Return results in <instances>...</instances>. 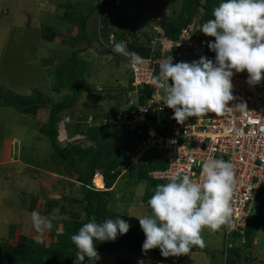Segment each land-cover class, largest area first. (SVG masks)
Instances as JSON below:
<instances>
[{"label": "trees", "instance_id": "1", "mask_svg": "<svg viewBox=\"0 0 264 264\" xmlns=\"http://www.w3.org/2000/svg\"><path fill=\"white\" fill-rule=\"evenodd\" d=\"M178 1H180V5L177 9L172 7L169 16L153 20L157 21L155 26L158 28L146 36H144L146 32H138L136 28H132V31L128 32L130 36H126L124 31L111 30L106 24L105 18L102 17L101 35L110 44L99 53L112 52L121 55L113 51V45L117 42H125L128 51L136 52L141 58H154L161 54L159 42L156 45L152 44L156 38L167 37L175 40L186 28L193 36L203 40L207 58L215 61L216 53L208 47V42L214 41L215 38L203 34L200 28L203 23L213 18L212 11L222 0ZM109 3L115 7V0H104V5ZM122 4L125 5L126 0H122ZM103 6L101 3V7ZM89 8H92L94 12V6ZM87 13L81 14V11L76 8L75 13L73 12V17L80 21V28L76 36L69 34L63 38V36H59V31L47 29L53 34L51 33L50 39L46 38V40L60 37L64 46L65 44L72 46L70 54L64 57L65 60L55 68L57 81L54 84V90L65 88L64 100L49 104L46 101L48 98L44 97L37 88H34L30 94L21 95L0 85V105L2 106H11L21 113L32 115H36L37 110L41 107H50L47 120L39 125L38 131L44 134L50 142L52 153L49 161L55 162L59 176L56 177L55 181L57 182L53 186L51 183L49 184L53 188L52 193H56V196L44 197L40 206L42 214L48 218H51L53 209H60L59 216L52 220V228L48 230L51 233L48 242L43 241V235L41 239H36L33 236H21L15 243L7 242L3 247H0V264H74L77 249L70 237L93 217L97 223H102L106 219H115L118 216L129 223V231L126 234L118 235L115 241H94L97 251L112 255L124 250L126 253L139 256L138 259L136 258L135 264H141V262L143 264V261L149 258L165 264H179L181 261L179 256L163 257L159 248L144 253L142 244L146 237L139 219L135 215L137 209L129 212L123 208L124 202L133 203V200L142 202V205H148L147 202L154 194L155 186L167 183V179L154 178L149 174L153 170H163L167 167L164 151L156 148L148 149L130 164V158L137 154V146L146 134L137 133L136 130L130 129L123 122L103 123L104 118H114L117 115L119 111L115 105L106 108L103 105L102 107L87 104L94 107V111L90 110V107L86 108L81 115L74 116V119L69 120L73 124V128L71 131L67 129L69 131L67 137H84L92 141L90 145L83 146L74 141L60 142L58 140V124L63 119V112L75 105L81 92L91 91L94 94L111 92V90H103L102 87L95 88L86 82L89 73L86 67L87 61L79 53L86 51L91 47V44L93 45L86 30V20L91 15L89 10ZM80 15L82 16L80 17ZM111 34L112 36H110ZM101 35L99 34V36ZM81 38L86 42L83 48L74 46V40H81ZM99 39L102 38L99 37ZM98 42L100 45L102 44V40ZM121 56L129 60L128 57ZM193 59L195 60L194 57ZM48 62H52V60L43 59L44 64ZM158 72L159 68L156 65L154 74L156 75ZM131 81L132 73L129 75L124 89H133ZM145 86L143 85L139 89L138 103L140 104L145 102L152 90L149 85ZM120 100L117 101V105L121 104ZM89 115L93 120L87 123ZM157 128L161 130L159 121ZM97 173L102 176L104 182L102 188L94 185L93 178ZM122 181L123 185H121ZM142 185L144 193L141 198H131L126 194L118 195L123 188L141 190ZM118 203L123 204L119 205ZM262 221H264L262 217L257 215L252 217L251 213L243 232L233 231L228 235L225 234L224 225L222 228L223 241L219 250L220 259L212 258V264H250L254 260L250 253L255 229ZM37 240L43 242L37 243ZM196 248L197 246H193L191 250ZM82 264L104 263L90 261L88 257H85ZM119 264H125V261H119Z\"/></svg>", "mask_w": 264, "mask_h": 264}, {"label": "rangeland", "instance_id": "2", "mask_svg": "<svg viewBox=\"0 0 264 264\" xmlns=\"http://www.w3.org/2000/svg\"><path fill=\"white\" fill-rule=\"evenodd\" d=\"M101 3L103 6L104 0H0V85L21 95L30 94L37 88L48 98L46 101L49 104L65 98V88L54 90L57 81L55 68L70 54L72 46L66 44L64 46L61 41L46 40L50 39L52 33L47 29L59 31L60 37L63 36L61 32L76 36L80 21L73 17L75 8L81 11V14H88V10L91 14L86 20V30L93 45L79 55L87 61L89 73L86 82L95 88L102 87L103 90L111 92L96 94L91 91L81 92L75 105L63 112V119L58 124L60 142L74 141L83 146L92 143L80 136L68 138L62 129L65 122L81 115L86 108L90 107V110L94 111V107L87 104L103 105L106 108L115 105L118 111L136 107L134 91L132 88L124 89L131 74L128 59L112 52L99 53L110 44L101 35L103 28L101 18H105L111 30L124 31L126 36H130L128 32L136 28L138 32H146L144 33L146 36L158 28L155 26L157 21L153 20L166 18L170 15L172 7L177 9L180 5L178 0H126L125 5L122 4V0H115V7L110 3L101 7ZM91 6L95 7L94 12L89 8ZM98 41L102 44L100 45ZM154 43L157 44L158 41ZM85 44L83 38L73 42V45L79 48H83ZM193 57L197 59L196 56ZM43 59H51L52 62L44 64ZM244 72L247 74L246 70ZM118 100L121 102L120 105L116 104ZM49 110L50 107H41L36 115H32L21 113L11 106L0 105V247L7 242H17L21 236L41 239L43 235L45 243L50 239V231L38 233L31 220L33 211H38L44 217L42 207L37 204L38 194L45 198L49 195L56 196L49 184L53 186L57 182L55 181L59 176L56 174L57 165L49 161L52 149L48 138L38 131L39 125L46 122ZM92 120V116L89 115L87 123ZM10 155L19 158L22 163L2 162ZM136 159V156L130 158V164ZM31 167L37 168L38 171ZM143 193L142 185L141 190L123 188L118 195L126 194L137 199L141 198ZM141 203L133 200V203L118 204H123V208L129 212L137 209L135 214L137 217L150 215L149 205ZM263 204L264 195L254 203L252 217L257 215L264 220ZM222 228L223 226L217 231L204 228L200 233L204 246H197L187 255H180L179 264H208L212 258L219 260V250L223 241ZM252 243L251 255H248L254 260L250 264H264V221L255 229ZM97 253L98 257L94 261L104 264H119V261L123 260L125 264H135L136 258H139L124 250L112 255L99 251ZM151 260L145 259L143 264H151Z\"/></svg>", "mask_w": 264, "mask_h": 264}, {"label": "clouds", "instance_id": "3", "mask_svg": "<svg viewBox=\"0 0 264 264\" xmlns=\"http://www.w3.org/2000/svg\"><path fill=\"white\" fill-rule=\"evenodd\" d=\"M212 16L200 31L215 38L208 42L209 49L216 53L215 61L201 56L190 63H173L170 55L160 62L159 72L152 79L163 92L164 105L173 109V119L180 124L210 112L223 115L230 108L228 102L235 99L233 70H246L250 85L264 79V0H222ZM113 51L128 57L133 66L142 62L139 54L127 50L125 42L114 43ZM201 168L198 180L187 173L174 172L166 177L167 183L155 186L147 202L151 214L136 216L146 237L144 253L159 248L163 257L187 255L193 246H204L200 235L204 228L217 231L231 224L235 183L231 162L210 159L202 162ZM59 214V208L53 209L51 218L33 211V227L43 234L52 228V220ZM129 228V223L119 216L102 223L93 217L70 237L77 249L74 264H82L85 257L94 261L98 257L94 241H115Z\"/></svg>", "mask_w": 264, "mask_h": 264}, {"label": "built area", "instance_id": "4", "mask_svg": "<svg viewBox=\"0 0 264 264\" xmlns=\"http://www.w3.org/2000/svg\"><path fill=\"white\" fill-rule=\"evenodd\" d=\"M154 41L161 46L159 56L142 58L136 66L128 60L136 107L124 110L114 118H104L103 122H123L137 133L146 134L137 146L136 158L148 149L164 151L168 165L163 170L149 172L154 178L166 179L168 175L180 172L198 180L202 162L210 159L230 161L235 183L231 198V224L225 225V234L243 232L254 203L264 195V81L250 85L247 74L233 70L232 93L235 99L228 102L230 108L223 115L210 112L189 117L180 124L173 119V109L164 105L162 90L152 83L155 66L159 68L160 62L170 55L173 63H190L195 61L193 55L197 61L201 56L207 57L205 46L203 40L193 36L186 28L178 39L159 37ZM154 41L152 44L156 45ZM143 85H149L152 91L140 104L138 95ZM241 103L246 107L239 105ZM158 121L161 130L157 128ZM151 262L158 264L154 259Z\"/></svg>", "mask_w": 264, "mask_h": 264}, {"label": "crops", "instance_id": "5", "mask_svg": "<svg viewBox=\"0 0 264 264\" xmlns=\"http://www.w3.org/2000/svg\"><path fill=\"white\" fill-rule=\"evenodd\" d=\"M62 34H61V36L63 35V38L65 37V36H68L69 35V33H65V32H61ZM62 38V39H63ZM55 41H61V38L60 39H54ZM63 41H64V39H63ZM72 123H71V121H67V122H65L64 123V125H63V133L64 134H66V135H68V133H69V131L68 130H72L71 128H73L72 127ZM66 127V128H65ZM68 129V130H67ZM11 161H16V162H21L22 163V161L19 159V158H14L13 156H9L6 160H2V162H6V163H11ZM38 167V166H37ZM31 168H33V167H31ZM35 168V167H34ZM33 168V169H34ZM40 168L42 169L43 168V166H40ZM35 169H37V168H35ZM43 173H47V171H44V170H41ZM57 172V171H56ZM49 173V172H48ZM52 173V172H51ZM56 174H58V173H56ZM99 174V173H98ZM100 175V174H99ZM102 177V176H101ZM103 181V180H102ZM44 200V197L43 196H41L40 194H38V200H37V204L40 206V203L42 202ZM39 201H40V203H39ZM12 242V241H11ZM191 262V261H190ZM212 259L209 261V263L208 264H212ZM158 264H165V263H163V262H158Z\"/></svg>", "mask_w": 264, "mask_h": 264}, {"label": "bare ground", "instance_id": "6", "mask_svg": "<svg viewBox=\"0 0 264 264\" xmlns=\"http://www.w3.org/2000/svg\"><path fill=\"white\" fill-rule=\"evenodd\" d=\"M147 86V85H146ZM145 86V87H146ZM152 91V90H151ZM95 183H96V186L97 187H100V188H102L103 187V185H104V183L102 182V178H101V175H99L98 173H97V175L95 176ZM223 257V256H222ZM227 257V256H226Z\"/></svg>", "mask_w": 264, "mask_h": 264}]
</instances>
